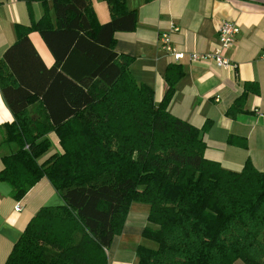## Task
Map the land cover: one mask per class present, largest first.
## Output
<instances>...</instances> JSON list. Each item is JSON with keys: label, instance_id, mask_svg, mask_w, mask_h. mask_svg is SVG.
Returning a JSON list of instances; mask_svg holds the SVG:
<instances>
[{"label": "trees", "instance_id": "trees-1", "mask_svg": "<svg viewBox=\"0 0 264 264\" xmlns=\"http://www.w3.org/2000/svg\"><path fill=\"white\" fill-rule=\"evenodd\" d=\"M50 1L53 21L44 13L29 27L16 26V42L2 56L16 82L7 84L0 70V93L13 116L3 125L4 142L17 150L1 158L0 181L20 199L44 177L62 205L39 209L3 264H106L104 251L120 234L131 203L147 204L146 220L155 226L142 229L155 249L138 246L137 264H263L264 163L261 171L245 161L231 172L204 159L201 131L166 110L179 66H166L158 105L148 87L133 81L131 58L113 52L114 33L134 29L135 14L124 0H103L104 24L89 0ZM30 32L52 55L50 68L32 49ZM25 48L31 64L10 61ZM35 76L47 83L35 93L50 124L39 120L42 113L25 111L23 90ZM245 94L226 115L241 111ZM55 102L63 105L59 114ZM50 131L61 151L38 163L49 150ZM227 143L245 144L234 137Z\"/></svg>", "mask_w": 264, "mask_h": 264}, {"label": "crops", "instance_id": "crops-1", "mask_svg": "<svg viewBox=\"0 0 264 264\" xmlns=\"http://www.w3.org/2000/svg\"><path fill=\"white\" fill-rule=\"evenodd\" d=\"M89 1L96 21L107 23L109 15L105 2ZM124 4L127 11L135 14L134 29L114 33L113 52L131 58L127 69L133 81L148 87L152 91L153 103L158 105L166 88L163 79L166 66H179L181 77L174 84L167 112L201 131L199 137L205 145L204 159L231 172H239L245 161L261 171L264 163V0H124ZM44 13L52 22L50 0L44 3L40 0L27 3L0 0V70L3 78H9L7 84L15 86L16 82L8 64L1 60L5 50L16 42L15 27H29ZM221 21L232 23L238 29L232 46L223 53L229 66L221 68L212 60L191 61L190 55L208 54L217 46V28ZM161 34L168 35L170 47L182 55L181 59L174 61L164 54L158 41ZM27 38L42 65L50 68L53 57L38 33L30 32ZM16 60L24 66L27 61L31 64L30 50L13 52L10 61ZM24 71L26 83L29 71L25 67ZM26 87L23 92L29 95L25 99V111L31 115L32 112L42 113L39 120L50 124L40 96L35 93H43L47 83L35 76ZM244 91L241 111L233 117L226 115V110ZM3 103L11 120L0 110V119L3 120L0 123V170L1 158L17 150L15 144L4 142L3 125L11 123L13 116L4 99ZM53 107L59 114L63 105L55 102ZM205 123H208L207 127L201 130ZM229 137L244 139V147L228 144ZM45 138L54 150L40 156L38 163L61 151L52 131ZM10 191L9 185L0 181V264L5 262L25 225L39 209L62 205L44 177L20 199L12 198ZM16 203L20 206L19 212L13 210ZM148 209L149 206L143 203L129 205L120 234L112 238L104 251L106 264H137L138 246L155 249V244L141 235L143 228H155L146 220ZM233 264L243 263L236 260Z\"/></svg>", "mask_w": 264, "mask_h": 264}, {"label": "built area", "instance_id": "built-area-1", "mask_svg": "<svg viewBox=\"0 0 264 264\" xmlns=\"http://www.w3.org/2000/svg\"><path fill=\"white\" fill-rule=\"evenodd\" d=\"M175 31V29H173ZM238 32L237 27L229 22L221 21L217 28V46L211 53L202 55H190L191 61H205L212 60L215 64L221 68H227L229 66L228 60L223 57V53L229 49L234 41V36ZM160 49L164 54L169 55L174 61L181 59L182 55L175 52L169 45V38L166 34H161L158 37ZM234 68L235 66H231ZM264 117V115H263ZM14 212L20 211V206L16 203L13 207Z\"/></svg>", "mask_w": 264, "mask_h": 264}, {"label": "clouds", "instance_id": "clouds-1", "mask_svg": "<svg viewBox=\"0 0 264 264\" xmlns=\"http://www.w3.org/2000/svg\"><path fill=\"white\" fill-rule=\"evenodd\" d=\"M0 110H3V114H4V116H5L7 119H9V121H10V120H11V116H10V114L8 113L7 109L4 107V103H3V99H2V97H0ZM2 122H3V120L0 119V123H2Z\"/></svg>", "mask_w": 264, "mask_h": 264}, {"label": "rangeland", "instance_id": "rangeland-1", "mask_svg": "<svg viewBox=\"0 0 264 264\" xmlns=\"http://www.w3.org/2000/svg\"><path fill=\"white\" fill-rule=\"evenodd\" d=\"M49 143H50V141H49ZM53 150H54V147L51 145V143L49 144V150L48 151H50V152H53Z\"/></svg>", "mask_w": 264, "mask_h": 264}]
</instances>
